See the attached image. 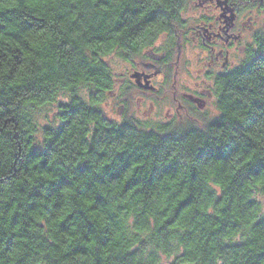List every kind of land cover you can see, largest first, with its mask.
<instances>
[{
  "label": "trees",
  "instance_id": "trees-1",
  "mask_svg": "<svg viewBox=\"0 0 264 264\" xmlns=\"http://www.w3.org/2000/svg\"><path fill=\"white\" fill-rule=\"evenodd\" d=\"M185 5L0 0V264H264L263 30L214 78L203 127L98 105L115 80L103 56L146 55L162 33L164 52Z\"/></svg>",
  "mask_w": 264,
  "mask_h": 264
},
{
  "label": "flooded vegetation",
  "instance_id": "flooded-vegetation-1",
  "mask_svg": "<svg viewBox=\"0 0 264 264\" xmlns=\"http://www.w3.org/2000/svg\"><path fill=\"white\" fill-rule=\"evenodd\" d=\"M197 3L205 11L193 25L176 27V38L160 56L127 58L130 64L115 78L117 88L106 91L113 101L112 111L120 119L132 116L174 127L195 120L190 112L209 106L216 75L231 69L235 57L249 47L256 30L250 16L228 0ZM192 46L200 53L190 60L184 53H190Z\"/></svg>",
  "mask_w": 264,
  "mask_h": 264
},
{
  "label": "rangeland",
  "instance_id": "rangeland-1",
  "mask_svg": "<svg viewBox=\"0 0 264 264\" xmlns=\"http://www.w3.org/2000/svg\"><path fill=\"white\" fill-rule=\"evenodd\" d=\"M238 11L240 13H245V15L250 16V20L254 27L259 30L264 31V0H239L237 3ZM208 10L211 9V5L207 6ZM205 11V8H202L198 3L197 0H186V5L183 7V9L180 12V20L184 23L186 26L193 25L196 21L195 18L198 17L201 13ZM189 24V25H188ZM178 25V24H177ZM182 23H180L176 27L182 28ZM166 35L164 33L159 34L158 37H156L151 44H149L147 47L144 48V53L150 58L155 53L157 56H160V54L163 53L162 51V45L165 42ZM195 53H200V49L197 48V46H192V49L190 53L188 50H185L184 57L189 58L192 60L193 55ZM200 55V54H199ZM202 55V52H201ZM240 55V54H239ZM192 56V57H191ZM107 64L110 65L112 75L117 78L120 72H122L126 66H128L130 63L124 59L118 52L115 50H112L111 52L105 54L103 56ZM137 58V57H136ZM146 58V59H148ZM236 58V57H235ZM196 67H200L196 64ZM195 74V72H194ZM197 75V73H196ZM117 79L114 80L113 83V90L117 87ZM91 87L87 85H80L78 87V94L82 96L83 99L88 100L89 96L92 92ZM67 98L66 93H59L55 100L49 103H44V105L38 106L33 114L34 119L39 127L45 126V124H52L56 122V105L59 100H65ZM215 95L213 94L211 97H209L210 103L207 108L204 110H201L199 108L192 109L191 115L194 117L195 120H191L197 125L198 127H203L204 124H206L208 121H210L211 118L215 117L218 114V109L215 104ZM98 105L101 108V111L104 112V114L113 121H119V117L112 111L111 106V99L108 93L104 92L102 95L98 98ZM39 136V132L37 133ZM37 136V137H38ZM257 198L261 201V208L264 210V196L256 194Z\"/></svg>",
  "mask_w": 264,
  "mask_h": 264
},
{
  "label": "water",
  "instance_id": "water-1",
  "mask_svg": "<svg viewBox=\"0 0 264 264\" xmlns=\"http://www.w3.org/2000/svg\"><path fill=\"white\" fill-rule=\"evenodd\" d=\"M181 264H194V263H191V262H183Z\"/></svg>",
  "mask_w": 264,
  "mask_h": 264
}]
</instances>
